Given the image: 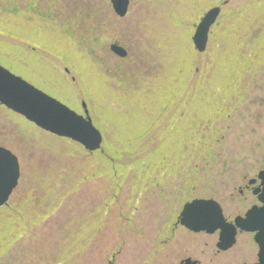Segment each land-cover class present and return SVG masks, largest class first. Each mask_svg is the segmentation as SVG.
I'll return each mask as SVG.
<instances>
[{
  "label": "rangeland",
  "instance_id": "rangeland-1",
  "mask_svg": "<svg viewBox=\"0 0 264 264\" xmlns=\"http://www.w3.org/2000/svg\"><path fill=\"white\" fill-rule=\"evenodd\" d=\"M222 1L129 0L119 18L109 0H0V63L84 102L103 136L88 153L1 109L21 177L0 209V264L250 262L246 237L219 256L217 238L169 229L194 198L243 211L236 188L264 169V0H226L200 54L195 26Z\"/></svg>",
  "mask_w": 264,
  "mask_h": 264
},
{
  "label": "water",
  "instance_id": "water-1",
  "mask_svg": "<svg viewBox=\"0 0 264 264\" xmlns=\"http://www.w3.org/2000/svg\"><path fill=\"white\" fill-rule=\"evenodd\" d=\"M114 14L123 18L128 11L129 0H109ZM224 0L219 6L208 9L196 25L192 35L194 49L203 53L208 43L210 29L215 25ZM109 50L119 57L126 52L117 44L111 43ZM0 105L24 117L40 130L57 138L66 139L80 145L88 153L102 151V135L94 126L86 104L81 102L82 114L77 113L64 103L34 87L20 76L0 65ZM21 177L17 157L0 146V208L7 206L9 199L18 187ZM260 181L258 203L249 209L244 217H236L234 225L227 223L219 204L213 199H193L186 202L178 216V223L195 233L213 234L219 231L220 251L230 249L236 242V233L240 231L254 233V242L258 245V261L264 264V170L258 172L249 184ZM257 191V190H256ZM254 194H257V192ZM190 258L180 264H197ZM108 264H113L112 261Z\"/></svg>",
  "mask_w": 264,
  "mask_h": 264
},
{
  "label": "flooded vegetation",
  "instance_id": "flooded-vegetation-1",
  "mask_svg": "<svg viewBox=\"0 0 264 264\" xmlns=\"http://www.w3.org/2000/svg\"><path fill=\"white\" fill-rule=\"evenodd\" d=\"M65 72L67 73L68 71L65 70ZM16 75L21 76L23 79H25L26 81H28L29 83H31L32 85H34L35 87H38L40 89V87L35 82H33L32 79H29L27 77L25 78V76L23 74H20V73H17V72H16ZM1 109L5 110V111H7V112H9L11 114L13 113V112L7 110L2 105H0V114H2V110ZM13 115L14 116H18L15 113ZM20 118L22 119V117H20ZM11 143L12 142L9 139V135L7 133H3L1 128H0V146H2L4 148L10 150L12 153H14L15 151H13V148L10 145ZM14 154L16 155V153H14ZM252 178H254V177H252ZM252 178H250V179H252ZM250 179L247 180L246 184L242 183L241 186L236 188L238 196H239V200H243L242 197H244V196H246L245 197L246 200H251V202L245 207V209H243V211L234 212V213L233 212H229L228 213L227 212L228 207L226 205L227 203L220 202V201L215 199L219 203V205L221 207V210H222V214H223V216H224V218H225L227 223L233 224L234 223V219L236 217H238V216L243 217L245 215L246 211L248 209H250L251 207H253V206L258 207V197L257 196H258L259 181H256L255 183H252V184H249ZM255 191L257 192V195L254 194ZM229 200H231V198H229ZM238 204H240V203H238ZM228 205L230 206L232 204L229 203ZM176 218H177L176 222L171 227H169L170 231H173V230H175L176 228L179 227V228L185 230L186 231L185 234L187 233L186 235L190 236L191 238H195L198 235L203 236V237H207V238H210V237H214L215 239L217 238V241L213 243L214 245H212V248H211V250L213 251V255L221 256L222 254L230 252L233 249L231 247V249H228L226 251L218 250V248H217V242H218V238H219V232L218 231H216L213 234H206V233H203V232L202 233H193V232L183 228L182 226H180L179 223H178V216ZM239 237H246L247 238L245 240V241H247V243L244 244L246 252L249 251L251 253V255H252V253H254V257L252 256L253 259H251L249 263L242 262V264H253V263H255L257 261V256H258V246L254 243V234L253 233H244V232L242 233V232H240L238 230L237 231V235H236V243L238 242V238ZM235 246H236V244L233 247H235ZM188 258H190L191 260H196L198 262L197 264H201V262H202L199 259H196V258H193V257L185 255L184 257L180 258V260L178 261L177 264H180L181 261H183L185 259H188ZM112 260H114L113 257L111 258L110 261H112ZM236 261H238V260H236Z\"/></svg>",
  "mask_w": 264,
  "mask_h": 264
},
{
  "label": "bare ground",
  "instance_id": "bare-ground-1",
  "mask_svg": "<svg viewBox=\"0 0 264 264\" xmlns=\"http://www.w3.org/2000/svg\"><path fill=\"white\" fill-rule=\"evenodd\" d=\"M111 43H114V44H117L119 47H121V48H123V50L126 52V55L124 56V57H119V56H116L115 54H113V53H111L114 57H116L118 60H120L121 62H123V61H125V60H127V58H128V56H129V54H128V51H127V49L124 47V46H122L117 40H114L113 42H111ZM110 43V44H111ZM62 55V57H63V59L67 62V63H69L70 62V60H69V57H74L75 55H74V53H71L70 55H64V54H61ZM81 62H83V60L81 61ZM88 63H89V61H88ZM92 64H95L94 62H92ZM83 65H84V62L82 63V67H83ZM96 65V64H95ZM94 65V66H95ZM45 66H41L40 68H39V70H42V69H45V71L47 72V71H49L48 69H46V68H44ZM96 68V67H95ZM38 70V71H39ZM37 71V70H36ZM37 71V72H38ZM24 73V72H23ZM39 73V72H38ZM82 72H81V69L80 70H78V74H79V76H81V77H83L82 76V74H81ZM89 73V72H88ZM116 83V82H115ZM117 84H119V82H117L116 83V85ZM46 92V91H45ZM48 95H50V96H52V97H54L53 95H51L50 93H48V92H46ZM54 98H56V97H54ZM59 101H61L60 99H58ZM3 106V105H2ZM70 107V106H69ZM163 107V106H162ZM6 108V107H5ZM7 109V108H6ZM7 110H9V109H7ZM9 111H11V110H9ZM11 112H13V111H11ZM11 114V113H10ZM14 114V112L11 114V115H13ZM14 116V115H13ZM22 119H24L25 121H26V119L25 118H22ZM230 201V200H229ZM238 201H240L239 199H238ZM6 207V206H5ZM4 208V207H3ZM249 210V209H248ZM243 233V232H242ZM244 233H247V232H244ZM236 238V237H235ZM235 244H237L236 242L234 243V245ZM233 245V246H234ZM232 246V248H234ZM231 249V248H230ZM243 251H242V253L243 252H246V249L243 247ZM244 254H246V253H244ZM242 259V258H241ZM251 259H253V258H251ZM257 261H258V257H257ZM256 261V262H257ZM255 262V263H256ZM255 263H253V264H255Z\"/></svg>",
  "mask_w": 264,
  "mask_h": 264
}]
</instances>
